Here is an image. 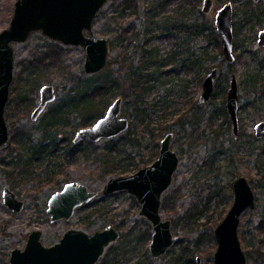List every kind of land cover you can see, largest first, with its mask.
Here are the masks:
<instances>
[{
	"label": "rangeland",
	"instance_id": "374dc122",
	"mask_svg": "<svg viewBox=\"0 0 264 264\" xmlns=\"http://www.w3.org/2000/svg\"><path fill=\"white\" fill-rule=\"evenodd\" d=\"M120 1H122V5L125 4V0ZM129 1H135L138 10L134 14H131V10H127V19L123 20L119 16L121 13V8L118 7L119 1L108 0L94 21V34L99 37H107L111 46L108 64L106 68L97 72L101 73L98 77H95V73L91 74L85 71V49L80 45H63L58 41H53L40 31L33 32L25 42L14 44L15 71L6 108L10 138L7 144L0 147V264H10L11 251L14 248L23 249L30 232L35 229L43 231L42 241L45 245L50 246L58 242L65 231L70 228L84 229L92 234L95 230H102L112 223L116 227L122 225L121 229L120 227L117 228L124 232L128 227L134 226L136 223L140 226L141 223L148 220L139 215V203L134 202V196L121 191L116 192L113 197L106 201L108 209L105 213L92 217V221L95 223L92 228L84 226V222L88 221L86 216L91 209L88 207L78 209L68 221L51 222V216L47 212L48 201L51 195L61 190L67 182L79 180L96 191L101 190L105 183L100 176L105 166L104 148L108 139H102L98 142L92 141L93 144L91 145L84 142L81 150L66 152V148L73 147L69 142L70 137L73 138L75 133L82 128L78 125L80 120L83 121L79 109L74 113L66 114L62 123L51 128L52 132L49 130L51 133L54 132L55 137L47 139L43 145L51 147L50 152L55 150L53 153H47L41 159H36L38 157L33 154L34 159H31L32 163L29 164L27 162L31 152L22 149V142L28 139V134H31L33 130L31 137L35 141L34 143L43 137V131L39 129L41 122L47 114L50 118L54 117L55 109L64 101L69 92L74 91L72 89L78 87L79 91L84 90V82L81 83L79 77L84 79L92 77L90 90L96 99L100 100V94L95 93L94 89L96 80L103 78L106 72L111 70L112 75L116 77L113 82L123 85L122 81L117 80V76L125 75L127 70H123L124 66L130 61H133L134 65L140 64L143 39L134 41L131 33L134 30L143 31L145 29L148 19L143 10L152 0ZM182 1L176 0L167 9L157 11L162 12V15H172L171 17L175 18V13L172 14L173 8L179 6ZM214 1L211 12H204V15H199L194 10L189 11L188 22L192 23L199 18L200 21L206 20L215 25L217 11L229 0ZM15 2L16 0H0V32L10 25ZM202 2L203 0H201L199 8L202 7ZM233 3L236 12L234 20L237 21L235 27L237 47L233 53L236 59L230 64L231 66L228 65V61H224L222 67H219L214 63L219 62L218 60L223 57L220 55L208 60L206 65H209L210 70L218 66L220 73L223 74L224 78L221 76L219 80L217 79L216 87L221 88L226 85L225 91H227L232 74L237 76L239 83L241 82L238 117L240 130L244 131V134L236 137L230 116L231 124L229 126V121L227 118L224 119L222 112H217L213 124L209 125L210 114L208 109L212 111L214 108L221 107L222 92L208 103L199 102L203 90L200 78L204 77L206 72L190 69L189 58L183 60L181 66L180 64L177 65L179 67L178 75L172 79L175 81L167 80V76L175 74L176 63L170 61L163 65L164 70H171L163 76L167 82L152 81L154 85L149 91V99L161 96L167 101L164 103V107L158 105L152 114L154 123L157 125L161 122L163 126L167 127L171 125V132H174L171 147L180 157L178 169L174 173L172 184L163 194L161 205L163 218L171 220V230L179 238L159 258H154L149 251L154 258V264H171L170 256L179 253H183L182 259H186L184 264H214L215 249H213V244L217 241L214 230L225 218L233 203L234 194L229 183L239 176H245L250 180L256 195V205L247 208L241 215L239 236L246 253L247 264H264V170H260L256 166L257 163L255 165V161L258 160H261L264 165V154L259 159L257 158L258 155L256 156V153H261L259 151L264 148V140L258 139L254 130L255 124L264 122V109L260 111L261 107L264 106V101H259L256 106H253V94H250L247 87L244 88L242 85V80L247 82L253 74L252 69L257 68L250 54L251 50H260L261 55H264V47H260L257 43V33L264 27V14L262 24L254 27L253 21L246 20V11L254 7L258 11L260 8L264 10V0H235ZM193 29V26H189L188 30L181 28L173 36L162 39L156 38L151 45L159 47L164 56L173 48L192 51L191 45L196 43V39L192 40L190 37ZM120 35L127 36V39L116 46H112V42L114 43ZM203 44L210 46L211 52H214L212 55L216 54L215 43L209 40L205 43L204 41L198 43L200 47ZM125 49L126 55L124 54ZM50 50H59L61 56L59 62L52 63L51 59L46 57L44 65L29 67V64H33L35 61L37 53ZM122 54L127 56L129 60L125 61L121 56ZM46 63H50V65L47 66ZM150 68H152L151 65ZM146 71H149L148 68L144 70V72ZM72 76L75 77V80L71 78ZM34 77L39 78L36 88H32L31 85ZM113 82L97 85L99 89L106 92V90L109 91L114 87L111 84ZM44 84L55 85L57 98L47 106L39 121L35 122L31 120V112L40 100V88ZM106 85L109 86V89L106 88ZM19 90L21 91L20 97ZM115 90L119 89L115 88ZM26 94L28 95V102H24L25 104L22 105ZM119 96L113 97L112 102ZM130 100L131 98L123 99L122 104V115L128 119L131 118L133 110L132 107L129 108ZM32 102L33 104L30 106ZM20 107L23 109L22 111L19 110ZM124 109H127L126 113L123 112ZM205 109L207 110L204 111ZM199 110L203 111L204 114L195 118V112ZM84 114L86 115L87 111ZM184 115L192 118L193 126L191 124L180 126L179 119ZM94 123L95 121L92 124ZM147 128L149 127L140 120L136 132L142 146L141 143L125 146L126 152L130 153L131 157L137 161L142 158L145 160L152 158L155 151L159 150L165 134L170 132L164 131L155 138L151 131L150 133L147 131ZM215 129H218L219 133L216 139L217 143L213 142L215 133H217ZM124 133L113 139H119ZM221 141L224 147L220 145ZM215 145L221 149L217 156H213ZM222 149L226 151L222 152ZM211 160H215L216 163L212 168H209L210 165L207 163ZM134 172L136 171L133 170L125 174ZM5 186L12 189L25 202V207L21 212H13L4 203L3 191ZM198 208L203 210L198 215L196 223L188 225V221L183 219L180 224L174 225V220H178L181 216L185 217L189 210L193 211ZM149 223L151 225L150 221ZM260 225L262 227H259ZM144 227L143 224L142 228ZM151 230L153 232L152 225ZM120 240L106 249L97 264H138L139 254L143 252L142 245L137 246L132 243L125 250V244H123L124 251L119 255L118 260L116 259L118 255L110 254L112 247L122 245ZM187 260L189 261L187 262ZM144 262H147V259Z\"/></svg>",
	"mask_w": 264,
	"mask_h": 264
},
{
	"label": "water",
	"instance_id": "95a60500",
	"mask_svg": "<svg viewBox=\"0 0 264 264\" xmlns=\"http://www.w3.org/2000/svg\"><path fill=\"white\" fill-rule=\"evenodd\" d=\"M108 0H16L8 28L0 32V147L10 138L6 119V108L15 71L14 44L25 42L33 32L40 31L53 41L63 45H80L85 49V70L97 73L105 68L109 55L107 37L93 32L98 12ZM213 0H204L203 11L209 13ZM215 25L221 35L226 60L232 63L233 55V6L231 2L222 6L216 15ZM259 43L264 45V29L259 33ZM219 70L213 67L203 80L201 102L212 97ZM57 98L53 84L40 88V103L34 109L31 119L38 120L48 104ZM227 107L238 130L239 87L236 76L232 77L227 93ZM122 98H117L105 115L94 124L79 129L74 141L98 142L119 136L128 130L130 121L121 116ZM257 135L264 137V122L256 125ZM173 132H168L161 141L158 158L150 165L130 174L115 175L107 179L99 191L91 189L85 182H67L61 190L53 193L48 201L47 212L51 222L70 220L77 208L89 203L97 196H109L126 191L139 203V215L151 222L153 233L149 243L150 253L159 258L178 241L171 230V220L161 214L162 196L170 187L178 169L180 158L171 147ZM233 203L215 230L217 247L214 264H247L246 253L239 236L241 215L255 205V193L244 176L233 183ZM4 203L13 211L21 212L25 202L16 193L4 187ZM43 231L30 232L23 249L14 248L10 264H97L106 249L120 237V231L113 224L89 234L84 229L70 228L60 241L48 246L42 241Z\"/></svg>",
	"mask_w": 264,
	"mask_h": 264
},
{
	"label": "trees",
	"instance_id": "16d2710c",
	"mask_svg": "<svg viewBox=\"0 0 264 264\" xmlns=\"http://www.w3.org/2000/svg\"><path fill=\"white\" fill-rule=\"evenodd\" d=\"M119 1L118 7L121 8L120 17L123 18V20L127 19L126 11L131 10V14L137 13L138 7L137 3L135 1H129L125 0V4L122 5V1ZM173 0H152L148 3V6L146 9L143 10L145 15L148 19V24L146 25L145 29L143 31L134 30L131 33L132 38L135 40L143 39V45L141 46V55L142 60L139 65H134L133 61H130L127 65L124 66L123 70H127L125 75H118L117 80L122 81L123 85H118V82H113V80H116V77H114L111 73V70H108L105 74V76L101 79H98L94 82L96 84L95 93L100 94L101 99L98 100L96 97L92 94L90 87L92 86V77H89L87 79H84L83 77H79L81 80V83L84 82V90L79 91V88L72 89L73 92H69L67 96L65 97L64 101L58 106L57 109H55V115L54 117L50 118L49 114L46 115V118L41 122L39 129L43 131V137L38 139L36 143L33 141V132L31 134H28V139L22 142V149L24 151H30L31 155L29 157V160L27 163L31 164L33 158V154L36 155L38 158L41 159L47 155V153H53L50 152L51 147H48V145H43L47 139L54 138V132H52L51 128H55L60 123H62L63 118H65L66 114L74 113L77 109H79L80 113L83 116V121L80 120L78 125L80 127H85L91 125L94 121H97L100 117L104 115L106 112V109L109 106L110 101L112 102V98L116 97L117 95L122 96L124 100L127 98H131L129 105V108H133L130 118V127L129 129L119 137V139H108L106 141V145L104 148L105 152V166L103 167V170L101 172V178L105 182L108 177L112 175H118V174H125L130 171H136L140 169L143 166H146L154 161V157H157L159 155V150H156L153 154L152 158L150 159H141L137 161L135 158L131 157L130 153L126 152L125 146L130 145L133 143H141L139 141V136L137 135V128L138 123L140 120H142L147 127V131L152 133V135L156 138V136L161 135L164 131H171L170 129L171 125L169 127L163 126L160 122L159 124L155 125L154 119L152 114L156 111V108L158 105L161 107H164V103L167 102L165 98H162L161 96L153 97L152 99H149V91L151 87L154 85L152 81H160V82H167V80H172L173 78L178 75V64L180 66L183 64V60L189 58L191 67L190 69H195L197 71H204L207 72L210 67L209 65H206L208 63V60H211L212 58L216 56L222 55V44L220 36L216 30L215 25L208 23L205 21L194 20L192 23L188 22V13L189 11L192 12H198L199 15H204L201 8H199L201 0H183L182 3L178 6V8L175 10V18L171 17L172 15H162L160 11H157L159 9H164L167 4ZM257 21L255 24H259L260 17L256 19ZM189 26H193L194 29L191 32V39L195 40L196 43L191 45V50H182V49H173L172 51H169L167 55H163L160 48L156 46H152L151 43L156 39H162L166 37L173 36L177 33V30L183 28L185 30H188ZM128 31V30H127ZM210 32V33H209ZM210 35V36H209ZM212 38V39H211ZM127 39V36H118L115 39V42H112V46H116L119 43H122L124 40ZM209 40L210 42H213L216 44V54L212 55L211 48L209 45L203 44L201 47L198 45L199 41H204V43ZM215 42H214V41ZM132 41V42H134ZM195 42V41H194ZM58 44V43H56ZM111 47V46H110ZM235 47H237V43L235 42ZM59 48V47H58ZM188 49V48H187ZM124 54L126 55V49L124 50ZM122 54V58H124L125 61H128V57ZM46 57H49L51 59V62L54 63L55 61L59 62L60 59V53L59 50H50V51H41L37 53L35 61L29 64V67L34 68L38 65L42 66L44 65V59ZM170 62L176 63L174 72L175 74L173 76H167V80L163 77L167 73H169L171 70H164L163 65H166ZM219 62L214 63L218 66L222 67V64L224 63V59L221 57ZM45 65H50V63H46ZM150 65L152 68H150ZM148 68L149 71L144 72V70ZM101 73H95V77H98ZM223 77V74L221 75ZM73 80H75V77H71ZM224 78V77H223ZM35 79V80H34ZM202 79V77H201ZM39 78L34 77L33 83L31 82L32 88H36V84L38 83ZM109 82L112 86H114L111 90L109 89V86L106 85V88L109 89L101 90L99 89V86L97 84H106ZM127 82V85L125 83ZM115 88H118L119 90H115ZM125 88V89H124ZM222 88V87H221ZM220 87L217 88V91L215 92V97L218 96V94L221 92ZM23 91L22 89H20ZM18 91L19 97L21 94V91ZM23 97V96H21ZM28 95L23 98V104L24 102H28ZM222 104L220 108H214L212 111L208 110L209 112V125L213 124L214 117L217 112H222V114L225 115V117H228L227 111H226V105H225V98L224 95L222 97ZM97 100V101H96ZM22 101V100H21ZM33 104L30 103V106ZM111 104V103H110ZM21 105V107H22ZM19 108L20 111H22V108ZM97 107V109H96ZM85 111H87V114L85 115ZM123 112H127V109H124ZM196 116L195 118H198L199 116H202L204 113L201 112V110L195 112ZM199 121V120H198ZM197 121V122H198ZM180 126L182 127L185 124H193L192 118L189 116H182L179 119ZM196 126V125H195ZM150 129V130H149ZM159 129V131L156 132V130ZM51 130V132L49 131ZM215 136L213 138V142L217 143V137L219 135L218 129H215ZM143 136V135H142ZM70 144H72L73 147L66 148V152H71L74 150H81L84 142L91 145L93 144L90 140H84L77 144H74L72 141V137L69 139ZM128 142V143H127ZM126 143V144H125ZM221 145V143H220ZM142 146V143H141ZM157 146H159V143H157ZM214 154L213 156H217L218 153L221 151L218 145L214 146ZM257 158L259 159L262 154L258 153ZM216 159V157H214ZM216 161L211 160L208 161V165H210L209 168H212L215 165ZM260 170H264V165L261 161H257L256 165ZM67 181V180H65ZM230 188L232 187V183H229ZM116 194V193H114ZM118 194V193H117ZM113 197V195L107 197V196H98L95 199H93L90 203L83 205L79 210L84 208H91L89 209V212L87 214L88 221L84 222V226L86 228H92L95 224L94 221H92V217L96 215H101L105 213L108 209V205L106 204V201ZM211 198V196H209ZM134 202H137L134 198ZM206 207V205H205ZM202 208H198L196 210H189L187 215L179 217L178 220H174V225L177 226L180 224L181 220L186 219L188 221V225L190 223H196V219L198 215L202 212ZM143 224L145 225L144 228H142ZM205 224V223H204ZM207 224V223H206ZM117 227H120V229L123 227L122 225H118ZM259 227H262L260 225ZM134 234V236H132ZM152 236V230L151 225L148 220H145V223H141L139 226L138 223H136L134 226L128 227L126 231H121V237L119 240L121 241L122 245L119 244L116 247L111 248L110 254H116V259L118 260L119 255L124 251L123 250V244H125V250L126 247H129L130 244L135 243V245H142L143 252L139 254L138 264H154V259L149 253V248L147 247V244H149L150 239ZM182 241V240H181ZM131 242V243H130ZM200 242V241H197ZM137 246H134L135 248ZM217 242L213 244V249H216ZM135 248H133L135 250ZM115 252V253H114ZM183 253L175 254L170 256V260H172L171 264H184L186 263V259H182ZM123 259V258H122ZM147 259V262H144V260ZM189 260H187L188 262ZM144 262V263H143Z\"/></svg>",
	"mask_w": 264,
	"mask_h": 264
},
{
	"label": "flooded vegetation",
	"instance_id": "af4514ba",
	"mask_svg": "<svg viewBox=\"0 0 264 264\" xmlns=\"http://www.w3.org/2000/svg\"><path fill=\"white\" fill-rule=\"evenodd\" d=\"M176 0H173V1H170L168 4H167V6L163 9V10H165V9H167L168 8V6L170 5V4H172L173 2H175ZM180 1V0H179ZM235 0H229L228 2H231L232 3V6H233V34H234V39H233V53H234V50L236 49V47H235V37H236V23H237V21L236 20H234V16H235V6H234V2ZM257 1V0H256ZM228 2H226V3H228ZM203 3H204V0H203V2H202V7H203ZM214 3H215V1L213 0V6H214ZM226 3H224V5L226 4ZM249 3H252L251 1H249ZM248 4V3H247ZM254 4V3H253ZM180 5V4H179ZM224 5H222V6H224ZM251 5V4H250ZM213 6H212V9H213ZM221 6V7H222ZM201 7V10H202V12L204 13V11H203V8ZM220 7V8H221ZM253 7V6H252ZM178 8V5H177V7H175V8H173V13L172 14H174V12H175V10ZM211 9V10H212ZM162 10V11H163ZM260 11H258V10H256L255 9V7L254 8H251V9H249V11H246V15H245V18H246V20L247 21H253V26L254 27H256V26H258V25H261L262 23V16H263V14H264V10H262L261 8L259 9ZM211 12V11H210ZM162 13V12H161ZM164 13V12H163ZM206 13V12H205ZM217 13H218V11H217ZM217 15V14H216ZM258 17H260V22H259V24H255V22L257 21L256 19L258 18ZM214 24H215V21H214ZM215 27H216V25H215ZM264 29V27L262 28V29H260L259 31H258V33H257V43H258V45L260 46V47H264V45H262V44H260L259 43V33H260V31L261 30H263ZM216 30H217V28H216ZM219 34V33H218ZM219 36H220V39H221V44H222V55H223V59H224V61H227L226 60V58H224L225 56H224V52H223V42H222V38H221V35L219 34ZM108 43H109V39H108ZM110 43H109V50H110ZM188 48V47H187ZM174 49V48H173ZM260 50H254V51H252L251 50V55H252V59H253V62H255V64L257 65V68H254V69H252L253 70V74L250 76V78L248 79V81L246 82V80H242V85H244V88L245 87H247V91L251 94H253L252 95V102H253V106H256L257 105V103L259 102V101H264V55H261V53L259 52ZM109 53H110V51H109ZM108 57H109V55H108ZM235 57V56H234ZM235 59H236V57H235ZM234 62V61H233ZM107 64H108V61H107ZM230 64H232V63H228V65L229 66H231ZM107 66V65H106ZM106 66H105V68H106ZM85 67V66H84ZM217 68H218V70H219V74H218V80L220 79V77H221V75H222V73H220V66L218 67V66H216ZM229 69H232L231 67H229ZM86 71V70H85ZM210 71V69L206 72V74L204 75V77L202 76V79L200 78V80H202V87H203V80H204V78H205V76L208 74V72ZM233 76H236L235 74H232L231 75V79H230V82H229V85H231V80H232V77ZM236 78H237V76H236ZM217 80V81H218ZM238 80V79H237ZM240 85H241V82L239 83V81H238V87L240 88ZM217 86V82H216V84H215V90H214V93H213V95H212V97L210 98V100H208L207 101V103L208 102H210L213 98H214V96H215V92L217 91V88L218 87H216ZM229 88H230V86H229ZM222 90H221V98L223 97V95H224V98H225V107H226V111H227V114H228V117H225V115L223 114V116H224V119L225 118H227V120L229 121V116H230V113H229V110H228V107H227V103H226V101H227V93H228V90L227 91H225V89H226V85H224V86H222V88H221ZM202 93V92H201ZM220 94V93H219ZM257 96V97H256ZM119 97H121L122 98V104H123V97L122 96H119ZM119 97H117V98H119ZM116 98V99H117ZM115 99V100H116ZM114 100V101H115ZM223 100V99H222ZM258 100V101H257ZM113 101V102H114ZM113 102H111V104L113 103ZM199 102H201L200 101V99H199ZM239 102H240V96H239ZM39 103H40V100H39V102H38V104L34 107V109L39 105ZM201 103H206V102H201ZM110 104V105H111ZM49 105V104H48ZM47 105V106H48ZM109 105V106H110ZM109 106H108V108H109ZM47 108V107H46ZM46 108L44 109V111L46 110ZM107 108V109H108ZM34 109H33V111H34ZM107 109H106V111H107ZM264 109V106L263 107H261V109H260V111L261 110H263ZM207 109H205L204 111H206ZM209 110V109H208ZM33 111L31 112V115H32V113H33ZM44 111L42 112V114L44 113ZM239 111V110H238ZM201 112H203V111H201ZM106 113V112H105ZM105 113H104V115H105ZM41 114V115H42ZM40 115V116H41ZM40 116H39V118H38V120H33V121H39V119H40ZM121 116H123L122 115V111H121ZM184 116H187V115H184ZM123 117H125V116H123ZM128 118V117H127ZM230 118H231V116H230ZM32 120V119H31ZM129 121H130V119H129ZM96 122V121H95ZM231 122H232V127H233V132H234V135L237 137V136H239V135H242V134H244V131H241L240 130V119H239V117H238V130H237V133H236V131L234 130V125H233V121H232V119H231ZM231 122L229 121V126H230V124H231ZM179 123H181V122H179ZM256 125L257 124H255V126H254V130H255V136L258 138V139H262V140H264V137H259L258 135H257V130H256ZM90 126V125H89ZM86 127V126H85ZM129 127H130V125H129ZM83 128V127H82ZM81 129V128H80ZM129 129V128H128ZM173 132V131H172ZM174 133V132H173ZM76 134V133H75ZM167 134V133H166ZM165 134V135H166ZM71 138V137H70ZM74 138H75V135L73 136V138H72V141H73V143L74 144H77V143H79V142H81V141H84V140H81V141H79V142H75L74 141ZM173 138H174V135L172 136V139H171V144H172V140H173ZM51 139H53V138H51ZM111 139V138H110ZM88 140V139H87ZM91 141V140H90ZM221 145H222V141H221ZM223 146V145H222ZM224 147V146H223ZM160 148H161V146H160ZM160 148H159V153H160ZM226 150L224 149V151H223V149H222V152H225ZM249 152H252V151H250L249 150ZM259 152H261V154H264V148H262ZM257 154L258 153H256V156H257ZM159 156V155H158ZM158 156L154 159V161L158 158ZM257 160V159H256ZM153 161V162H154ZM261 161V160H260ZM153 162H151L150 164H152ZM262 162V161H261ZM256 161H255V165H256ZM150 164H148V165H150ZM148 165H146V166H148ZM146 166H143V167H146ZM143 167H141V168H143ZM140 168V169H141ZM139 170V169H138ZM138 170H136V171H138ZM119 175V174H118ZM112 176H115V175H112ZM112 176H110V177H112ZM110 177H108L107 179H109ZM174 177V176H173ZM240 177H242V176H239L238 178H240ZM245 177V176H244ZM238 178H236L235 180H237ZM234 180V181H235ZM107 181V180H106ZM105 181V182H106ZM234 181L233 182H231L232 183V187H231V189H233V183H234ZM248 181H249V183H250V185L252 186V184H251V182H250V180L248 179ZM253 188V187H252ZM253 191H254V189H253ZM119 192H121V191H119ZM124 192H126V191H124ZM116 193V192H115ZM128 193V192H127ZM255 193V192H254ZM114 194V193H113ZM113 194H111V195H113ZM233 194H234V189H233ZM111 195H109V196H111ZM109 196H107V197H109ZM234 197V196H233ZM162 198H163V196H162ZM91 202V201H90ZM89 202V203H90ZM163 202V201H162ZM86 204H88V203H86ZM85 205V204H84ZM255 205H256V195H255ZM254 205V206H255ZM79 208H81V207H79ZM79 208H77L76 209V211L79 209ZM76 211H75V213H76ZM75 215V214H74ZM63 220H65V219H63ZM112 224V223H111ZM114 225V224H113ZM108 226V225H107ZM106 226V227H107ZM115 226V225H114ZM105 227V228H106ZM116 227V226H115ZM117 228V227H116ZM104 229V228H103ZM118 229V228H117ZM96 231V230H95ZM94 231V232H95ZM93 232V233H94ZM92 233V234H93ZM120 237H121V231H120ZM119 237V238H120ZM152 237V236H151ZM119 240V239H118ZM117 240V241H118ZM60 241V240H59ZM150 241H151V239H150ZM150 243V242H149ZM148 247H149V244H148ZM149 251H150V249H149ZM153 258V257H152ZM154 259V258H153Z\"/></svg>",
	"mask_w": 264,
	"mask_h": 264
},
{
	"label": "bare ground",
	"instance_id": "6f19581e",
	"mask_svg": "<svg viewBox=\"0 0 264 264\" xmlns=\"http://www.w3.org/2000/svg\"><path fill=\"white\" fill-rule=\"evenodd\" d=\"M170 132H171V131H170ZM167 133H168V132H167ZM174 151H175V150H174ZM176 153H177V152H176ZM179 158H180V157H179ZM97 197H98V196H97ZM95 198H96V197H95ZM95 198H94V199H95ZM134 198H135V197H134ZM119 231H120V230H119ZM152 233H153V232H152ZM216 242H217V241H216ZM216 247H217V246H216ZM215 250H216V249H215ZM214 252H215V251H214Z\"/></svg>",
	"mask_w": 264,
	"mask_h": 264
}]
</instances>
